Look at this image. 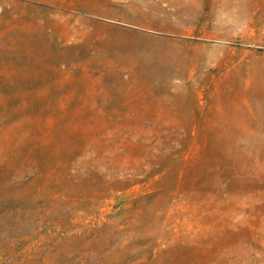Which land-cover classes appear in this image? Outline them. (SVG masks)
Returning a JSON list of instances; mask_svg holds the SVG:
<instances>
[{"label": "rangeland", "instance_id": "obj_1", "mask_svg": "<svg viewBox=\"0 0 264 264\" xmlns=\"http://www.w3.org/2000/svg\"><path fill=\"white\" fill-rule=\"evenodd\" d=\"M0 264H264V0H0Z\"/></svg>", "mask_w": 264, "mask_h": 264}]
</instances>
